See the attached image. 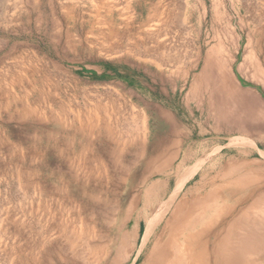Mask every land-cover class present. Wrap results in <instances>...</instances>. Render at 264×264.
Listing matches in <instances>:
<instances>
[{
  "label": "rangeland",
  "instance_id": "obj_1",
  "mask_svg": "<svg viewBox=\"0 0 264 264\" xmlns=\"http://www.w3.org/2000/svg\"><path fill=\"white\" fill-rule=\"evenodd\" d=\"M262 99L264 0H0V264H132L172 155L248 163L197 264H264Z\"/></svg>",
  "mask_w": 264,
  "mask_h": 264
},
{
  "label": "bare ground",
  "instance_id": "obj_2",
  "mask_svg": "<svg viewBox=\"0 0 264 264\" xmlns=\"http://www.w3.org/2000/svg\"><path fill=\"white\" fill-rule=\"evenodd\" d=\"M231 86L232 89L233 85ZM229 88L227 91L231 90ZM234 89H232V91L237 95L239 93L237 91L240 88L237 87L235 92ZM242 90L244 91L246 89L241 88V91ZM243 91L238 95L241 96L240 94H242L243 96ZM245 93H247L248 96L251 94V92L248 93L247 91H245ZM246 96L247 95H245V97ZM235 97L233 94L232 98L236 100ZM241 98L244 97H240L238 102ZM244 100L243 102L242 100L240 102L244 103ZM248 101H250L251 104H248L251 106L247 103L246 104L248 107H252L254 104L256 105L259 100L252 96ZM238 102L235 101L236 104ZM262 103L264 105V102ZM258 105L259 104L257 103L256 108H258V110L255 106L254 109L259 113L261 107H258ZM263 105L261 104V106ZM244 111L250 112H247L248 114L253 112L251 110L249 111V109ZM263 116L264 115L262 114L260 118ZM207 156L203 155L200 158H195L194 162L190 165H187V163L190 162L189 156L183 155L176 164H172V160L175 159L177 155L167 156L163 160L164 164L150 174L152 177L158 176L164 179V183L160 185L162 187L161 192L154 200L153 204L145 205L141 212H137L132 216L133 225L130 231L133 234H135V232L138 233L144 223L141 244H139L140 246L135 255L136 257L133 256L132 258L134 261L142 252L144 254L142 264H197V262L201 261V258L204 255V248L211 239L214 242V247L220 244L219 232L222 229L220 227L222 219H224L223 229L225 232V243L228 244L232 241V236L234 235L233 233L236 228V216L232 211L235 203H237V198L236 200L233 198L232 194L235 190L228 188V185L231 183L239 185L240 182L241 184L246 185L247 183L252 182L253 175H251L252 172L246 170L249 167L247 165L248 163L242 162V160H231L224 165H221L223 170L219 177L222 179V185H212L213 187L211 186L205 190L204 188L207 185V182H209V176L207 175H210V170L205 171ZM168 166H170V169H165ZM196 175H199L197 176L199 177L197 181L194 182L193 186L185 189V184ZM172 180L173 186L169 190ZM211 180L212 177L210 178V181ZM158 187V183L154 182L147 188V190H145L144 197L146 200H149L150 196L153 198V195H157ZM242 188L243 186L241 189ZM127 234V232L123 233L121 247H124L123 245L126 244ZM134 261H131V263L133 264Z\"/></svg>",
  "mask_w": 264,
  "mask_h": 264
}]
</instances>
